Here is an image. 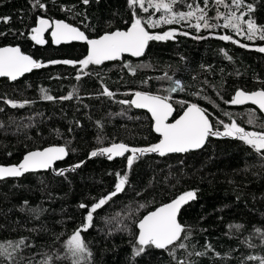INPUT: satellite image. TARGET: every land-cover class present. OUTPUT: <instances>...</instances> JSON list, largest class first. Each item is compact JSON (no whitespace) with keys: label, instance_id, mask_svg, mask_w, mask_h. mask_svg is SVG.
Masks as SVG:
<instances>
[{"label":"trees","instance_id":"trees-1","mask_svg":"<svg viewBox=\"0 0 264 264\" xmlns=\"http://www.w3.org/2000/svg\"><path fill=\"white\" fill-rule=\"evenodd\" d=\"M42 2L46 10L34 9L32 0H0V18H11L8 23L0 22V33H4L0 35V47H20L24 54L46 65L16 82L0 80V165L18 164L27 152L51 146H66L69 150L65 162L56 165L54 170L68 168L79 161L86 163L64 176L49 171L0 181V242L28 237L35 247L25 249L24 255L38 261L47 253L60 257L54 264H70V260L63 258L64 244L82 224L87 212L79 208V204L90 206L93 197L99 198L114 190L115 173L123 174L126 170V156L110 161L103 156L89 159V154L112 143L146 147L159 140L147 113L118 101L130 100L135 91L166 94L161 90L167 88L169 82L156 77L167 71L185 86V91L171 94L174 119L184 110L178 101H188L206 108L214 123L235 121L246 131H264L260 127L264 125V117L255 108H236L224 102L230 100L237 89L247 92L264 89V53L254 50L264 42L253 44L223 28L201 29L197 34L184 22L161 25L148 30L162 33L176 29L177 33L191 35L177 34L167 41H150L140 60L123 57L114 63L89 65L81 71L78 63H49L79 61L87 55V47L80 44L54 47L48 35L45 44L36 45L30 39V30L35 27L37 16L50 21L63 20L84 31L89 39H95L107 31L126 30L133 11L142 19H147L149 14L139 6L130 9L127 0H99V3L90 0L87 6L81 0ZM192 2L185 0L178 10L187 11L186 4ZM196 2L203 6V0ZM246 3L255 5L253 16L259 24H264V0H246ZM62 6L73 10H62ZM217 10L226 9L213 5L209 16L214 17ZM159 15L155 13L153 18ZM225 34L252 47L242 48L217 38ZM195 35L208 38L193 39ZM221 49L233 59L227 60ZM125 63L151 67L138 69L132 75L123 67ZM78 74L79 80L76 79ZM104 87L113 92L114 97L102 95ZM41 89L56 99H43ZM69 93H73L71 99H59ZM4 98L31 103L23 108H12L3 102ZM249 119L255 122L249 124ZM217 127L223 131L222 124ZM98 137L101 140L98 141ZM190 190H196V199L187 203L178 216V220L192 230L191 240L185 241L189 245L187 251H204L207 244L212 246V251L188 259L195 264H259L258 260L249 261L246 257L264 256V246L255 235L256 228L264 230V159L251 147L231 137H209L199 151L164 157L149 154L139 159L129 173L126 190L98 210L94 214V225L83 233L93 253V264H133L132 244L138 233L135 222ZM24 201L29 208L43 209L39 218L21 211ZM140 204L146 207L140 209ZM130 213H134V218L125 222L133 234L116 231L117 220ZM106 218L112 222L108 223ZM235 224L244 227L240 231L230 228ZM31 228L40 231L29 232ZM250 237L256 245L254 248L246 243ZM192 245L196 247L193 249ZM186 256L185 250L178 249L173 260L166 251L149 249L147 254L136 258L135 264H177Z\"/></svg>","mask_w":264,"mask_h":264},{"label":"snow or ice","instance_id":"snow-or-ice-1","mask_svg":"<svg viewBox=\"0 0 264 264\" xmlns=\"http://www.w3.org/2000/svg\"><path fill=\"white\" fill-rule=\"evenodd\" d=\"M81 3L87 6L90 0H81ZM97 3H99V0H97ZM127 4L130 9L139 6V9L149 14L148 18L142 19L133 11L130 26L126 30L107 31L97 39H89L84 31L63 20L50 21L49 19L37 16V26L31 28L30 39L38 45H43L46 42L45 33L50 30L53 44H60L69 40L86 42L88 45L87 55L83 59L79 61H49L51 64L78 63L81 66V71L89 65H101L105 61L121 59L125 53L132 57H143L146 54L150 41H167L177 34L184 36L191 35L189 32L177 33L176 29H170L162 33L150 32L148 30L156 29L161 25H174L184 22L189 28L194 29L197 34L201 32V29L223 28L230 30L237 36H243L244 39L253 42V44L256 41L264 42V24H259L256 21L253 16L256 7L253 3H246V0H230V3L227 4L225 0H203V6L196 2V0H193L192 3L186 4L187 11L178 10V6L185 4V0H127ZM213 5L217 9L219 6H223L226 10H217L214 17L209 16V9ZM32 6L34 9L46 10V4L42 0H32ZM150 9H153L154 12H150ZM62 10L72 11L73 9H64L62 6ZM155 13H160L159 18H153ZM76 14L79 15L80 13ZM10 19V17H2L0 18V22L8 23ZM85 19H87L86 16ZM221 20L223 21L222 23L220 22ZM211 34L209 32V35ZM0 35H4V33H0ZM20 35L23 36L24 33H20ZM192 38L202 40L208 37L195 35ZM217 38L223 41H231L242 48L252 47V45L243 44L233 39L232 35H219ZM254 50L264 53V45L256 46ZM220 51L227 60L231 61L233 59L224 49ZM45 66L43 63L34 60L30 55L24 54L20 47H0V77L16 81L25 73L31 72L34 68ZM123 67L128 69L130 74L135 75L138 69L148 68L151 65L137 64L133 66L125 63ZM201 67L203 68L204 66L201 65ZM84 74L87 75L88 73ZM80 78L81 76L78 74L76 79L79 80ZM156 79L169 82V86L161 90L166 94L135 91L132 93V99L120 100L118 102L122 105L147 110L151 115L152 131L159 136L158 142L146 147H130L125 143H112L108 147H99L89 154V159L103 156L110 161L116 157H125V154H128L126 156V170L123 174L119 171L115 173L116 183L114 184V190L108 192L106 195H101L99 198L93 197L94 202L90 206L85 203L79 204V208L87 209V212L82 224L74 229L64 244L63 258L70 260V264H93V253L83 233H86L94 225V214L106 205H109L113 201V198L126 190L131 169L144 156L158 154L160 157H164L168 154L188 153L201 149L209 137H231L242 141L251 147L261 159H264V131H246L235 121L231 123L216 121L214 123L210 118L211 113L197 103L178 101V103L184 106L183 114L178 119H174L173 122H169V118L172 117L175 110L173 104L170 102L171 94L185 91V86L181 80L174 79L167 71L163 76L156 77ZM147 82L144 81L143 83L146 84ZM205 83L207 82L205 81ZM41 92L43 93L42 98L45 100L51 101L56 99L48 95L45 89H41ZM101 94L109 98L115 95L107 87L103 88ZM72 95L73 93H69L68 96L60 97L59 99H71ZM193 95L198 96L199 93H193ZM3 102L12 108H23L25 104L31 103L29 101L18 103L15 100L7 98H4ZM224 102L231 105H243L251 102V104L257 105L261 112H264V89L252 92L237 89L231 99ZM225 115L230 114L225 113ZM254 122V119H249L248 121L249 124H253ZM217 124L223 125V131L219 130ZM260 127L264 128V125H260ZM99 140H101L100 137H98ZM68 154L69 150L66 146H51L42 150L27 152L18 164L0 165V180L19 178L25 173L37 170L53 169L55 162L63 160ZM9 155L11 154L9 153ZM85 163L86 161H79L68 168L54 171L56 175L64 176L66 172H73L81 168ZM137 195L139 196L141 193H137ZM195 199L196 190L186 191L172 199L169 203L162 204L154 211H149L135 222V228L138 229V233L135 234V241L132 244L133 264H135L137 257L147 254L149 249L166 251L173 260H176L178 249L185 250L187 256L185 259L177 261V264H195L194 261L188 258L193 255L202 257L208 251H212L210 244L205 245L204 251H187L189 245L185 241L191 240L192 230L178 220V214L183 205ZM27 205L28 202L24 201L25 207L21 208V211H27L33 217L39 218L43 209L39 207L29 208ZM145 207V204L139 205L140 209ZM133 218L134 213H130L128 216L117 220L116 231H123L132 235V229L125 221L132 220ZM112 219H115V217ZM107 222L111 223L112 220L107 219ZM243 227L241 224L230 225V228H234L236 231H240ZM28 231L38 232L40 229L31 228ZM255 235L259 237L261 246H264V230L256 228ZM246 243L250 248L256 247L251 242V237ZM34 247V244L29 243L28 237L0 242V264H54V260L60 258L44 253L40 260L34 261L32 256L23 254L25 249ZM195 247V245H192L193 249ZM246 260H258L259 264H264V256H248Z\"/></svg>","mask_w":264,"mask_h":264},{"label":"water","instance_id":"water-1","mask_svg":"<svg viewBox=\"0 0 264 264\" xmlns=\"http://www.w3.org/2000/svg\"><path fill=\"white\" fill-rule=\"evenodd\" d=\"M35 26H37V23H36ZM47 35H48V37H49V39H50V41H51V44H52L54 47L68 46V45H71V44H80V45H85V46L87 47V49H88V45H87V43L84 42V41H79V40H69V41L61 42L60 44H53V43H52V37H51V34H50V30H49L48 32L45 33V37H46ZM95 39H97V38H95ZM33 42H34V41H33ZM34 43H35V42H34ZM35 44H36V43H35ZM36 45H38V44H36ZM39 46H41V45H39ZM6 47H16V46H6ZM147 48H148V47H147ZM146 51H147V49H146ZM26 55H27V54H26ZM123 57H124V58H130V59H133V60H140V59L143 58V57H132V56H130V55L127 54V53L123 54L121 58H123ZM118 60H120V59H118ZM118 60H116V61H118ZM116 61H105L103 64L114 63V62H116ZM35 69H36V68H34L31 72L25 73L23 76L19 77L16 81H19V80L22 79L23 77L29 75V74L32 73ZM0 80H8V79H7L6 77H0ZM9 81H10V80H9ZM16 81H11V82H16ZM131 99H132V97H131ZM233 106L236 107V108L253 107V108H255L257 111H259V113L264 117V112H261V111L259 110L258 106H257V105H253V104H251V102H248V103L243 104V105H233ZM133 109H134V110H137V111H142V112L147 113V114L149 115L150 119H151V115H150V113L147 112V110H145V109H137V108H134V107H133ZM182 114H183V113H182ZM182 114H181V115H182ZM174 116H175V110H174V112H173L172 117L169 118V122H173V121H174ZM179 116H180V115H179ZM179 116H178L176 119H178ZM151 121H152V120H151ZM153 133L159 138V136H158L157 133H155V132H153ZM205 145H206V143H205ZM205 145H204V146H205ZM204 146H203V147H204ZM203 147H202V148H203ZM202 148H201V149H202ZM201 149L193 150V151H190V152L199 151V150H201ZM36 151H37V150H36ZM188 153H189V152H188ZM180 154H184V153L168 154V155H166V156L180 155ZM127 155H128V154H125V156H127ZM156 155H158V154H156ZM67 156H68V155H67ZM67 156H66L63 160L55 162V164L53 165V169H48V170H37V171H35V172H29V173H25V174H38V173H46V172H49V171L54 172V169H55L56 165L65 162V160L67 159ZM158 156H159V155H158ZM116 158H123V157H116ZM22 159H23V158H22ZM114 159H115V158H114ZM21 177H22V176H21ZM21 177H19V178H6V179H4V180H8V179H20ZM0 181H3V180H0ZM189 202H190V201H189ZM189 202H188V203H189ZM185 205H186V204H185ZM185 205H183L182 208L185 207ZM178 216H179V214H178ZM137 231H138V229H137Z\"/></svg>","mask_w":264,"mask_h":264}]
</instances>
